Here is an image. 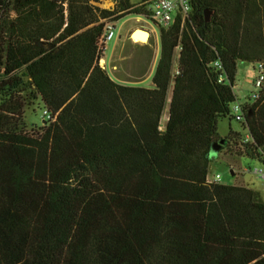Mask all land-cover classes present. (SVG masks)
<instances>
[{
    "label": "trees",
    "instance_id": "16d2710c",
    "mask_svg": "<svg viewBox=\"0 0 264 264\" xmlns=\"http://www.w3.org/2000/svg\"><path fill=\"white\" fill-rule=\"evenodd\" d=\"M98 2L0 0V264H264V199L208 181L214 143L264 148V83L234 90L240 61L264 62V0H190L157 26L150 86L113 80L97 41L151 0ZM35 101L53 119L28 129Z\"/></svg>",
    "mask_w": 264,
    "mask_h": 264
},
{
    "label": "rangeland",
    "instance_id": "374dc122",
    "mask_svg": "<svg viewBox=\"0 0 264 264\" xmlns=\"http://www.w3.org/2000/svg\"><path fill=\"white\" fill-rule=\"evenodd\" d=\"M139 1L140 0H131L133 3H137ZM97 4L103 8H110L113 6L107 0L104 1V3H102V0H99ZM141 24L143 25L140 27V29H151V25L137 22L135 20V16H128L117 22L115 32L116 35H118V33L119 35L117 37L112 55L105 63V68L110 75L116 77L120 82L150 86L151 75L153 73L152 69H154L157 60L154 49V47H157L156 35L155 33H152L147 41L131 35V29ZM111 44L112 42L108 43L107 49L102 54L103 57L107 58V55L111 52ZM176 60L177 50L174 53V65L176 64ZM253 65L254 63L248 61H240L237 65L234 90L237 98L240 101L245 100V98L249 95L250 89L252 88L251 83L247 81V77L250 79L254 78L255 72L253 71ZM170 94L171 89L169 88L166 108L161 119L162 125L167 119V106ZM24 121L28 129L33 126L37 128L46 123L43 109L39 107L38 101L29 102L26 105ZM229 125L233 130L240 131L243 134L245 133V131L243 132L241 130V127L236 120H231L229 122L227 118H224L218 123V132L221 136L227 134ZM260 165V162L255 159H249L246 157L239 158L235 152H227L222 150L219 152L218 157L215 158L213 163L210 165V176H213L214 174H220V183L224 184L238 183L247 185L258 191L261 197L264 199V181L249 172V169ZM231 167L234 168L232 173ZM240 168L241 173H239Z\"/></svg>",
    "mask_w": 264,
    "mask_h": 264
},
{
    "label": "built area",
    "instance_id": "2783aa9c",
    "mask_svg": "<svg viewBox=\"0 0 264 264\" xmlns=\"http://www.w3.org/2000/svg\"><path fill=\"white\" fill-rule=\"evenodd\" d=\"M147 8L150 12L148 18L145 19L151 25V27L157 28L158 25L167 26L173 20L175 14H179L183 20L187 18L189 16V13L191 12V2L190 0H151L150 5H148ZM119 20L120 19L115 20L111 18L104 19V30L97 41L98 54L100 55L99 65L103 68H105V59L102 54L106 49V45L114 39L116 35L115 27ZM215 66L221 67V64L217 61L215 62ZM254 72V78L249 80L252 85V88L249 91L248 97L252 100L258 98L259 91L264 83V62L255 63ZM220 80H223V78L220 77ZM230 110L231 113H233L235 119H239V116L241 115L240 103L234 102L231 105ZM43 114L46 120L53 119V117L50 115L49 112H47L46 109H43ZM243 141L251 142L250 135L247 132L244 134ZM242 157L246 156L243 155ZM253 159L259 161L261 165L249 169V172L264 181V148L259 149L258 154L255 155ZM231 169L232 171L234 170V168L232 167ZM239 173H241V168L239 170ZM220 180V174H214L213 176H209L208 178V181L210 182L219 183Z\"/></svg>",
    "mask_w": 264,
    "mask_h": 264
},
{
    "label": "crops",
    "instance_id": "0c3cea01",
    "mask_svg": "<svg viewBox=\"0 0 264 264\" xmlns=\"http://www.w3.org/2000/svg\"><path fill=\"white\" fill-rule=\"evenodd\" d=\"M104 1H106V0H102V3H104ZM107 1H109V3L110 4H112L113 5V3H112V0H107ZM133 3V2H132ZM135 20L137 21V22H142V23H145V24H149L148 22H147V20L144 18V17H141V16H135ZM143 24H141V25H138V26H135V27H133L132 29H131V35H132V33L135 31V30H137V29H140V27L142 26ZM150 25V24H149ZM147 29V31L149 32V34L150 35H152V33H155V35H156V45H157V47H154V49H155V54H156V56L158 57V50H159V45H158V29L155 27V28H153V27H151V29H148V28H146ZM120 32V31H119ZM118 35H119V33H118ZM118 35H116V37H114V39L113 40H111L110 42H112V44H111V52L107 55V58H105L104 57V59H105V63L108 61V59L111 57V55H112V52H113V50H114V46H115V44H116V40H117V37H118ZM108 45V44H107ZM107 45H106V49H107ZM145 45V44H144ZM105 49V50H106ZM105 52V51H104ZM156 56H155V59H156ZM153 70V69H152ZM253 71H254V65H253ZM152 72V71H151ZM151 74V73H150ZM149 74V75H150ZM110 75V74H109ZM148 75V76H149ZM147 76V77H148ZM110 77L113 79V80H115V81H119L116 77H114L113 75H110ZM146 77V78H147ZM249 77H247V81L249 82ZM120 82V81H119ZM151 84V83H150ZM148 86V85H147Z\"/></svg>",
    "mask_w": 264,
    "mask_h": 264
},
{
    "label": "water",
    "instance_id": "95a60500",
    "mask_svg": "<svg viewBox=\"0 0 264 264\" xmlns=\"http://www.w3.org/2000/svg\"><path fill=\"white\" fill-rule=\"evenodd\" d=\"M205 15H206V19L208 20L209 11H205ZM132 35L137 36L138 38L143 39L145 41H147L149 36H150L149 32L147 30H143V29L135 30L132 33ZM223 144H224V141H223V139H221L219 142L214 143L211 146V149H210V157L211 158H216L217 157L218 152L221 150V147H222ZM231 173H232V170H231Z\"/></svg>",
    "mask_w": 264,
    "mask_h": 264
},
{
    "label": "bare ground",
    "instance_id": "6f19581e",
    "mask_svg": "<svg viewBox=\"0 0 264 264\" xmlns=\"http://www.w3.org/2000/svg\"><path fill=\"white\" fill-rule=\"evenodd\" d=\"M137 37V36H136Z\"/></svg>",
    "mask_w": 264,
    "mask_h": 264
}]
</instances>
